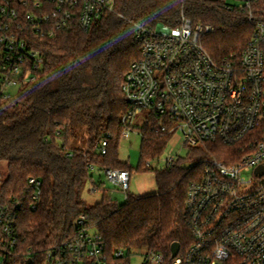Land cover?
<instances>
[{
  "label": "trees",
  "instance_id": "trees-1",
  "mask_svg": "<svg viewBox=\"0 0 264 264\" xmlns=\"http://www.w3.org/2000/svg\"><path fill=\"white\" fill-rule=\"evenodd\" d=\"M181 7L182 0H115L114 13L89 31L71 23L57 36L37 42L44 65L36 80L0 103V207L15 212L16 264L29 259L51 264L49 253L75 234L82 215L102 235L111 256L117 249H146L163 254V264H174L172 244L179 242L182 253L192 243L186 200L200 166L185 171L178 161L157 173V193H128L123 203L110 196L104 183L93 188L101 191L100 202L90 205L84 198L86 186L94 183L93 170H132L119 155L122 119L129 110L123 86L140 58L128 21L177 26ZM185 15L214 27L203 44L216 61L241 52L252 34L243 13L225 11L216 0H187ZM140 133L137 171L146 172L147 162L164 151L171 137L152 115ZM102 137L109 140L105 155L98 148ZM229 149L207 144L192 149L189 159L225 161ZM31 178L41 182L35 208Z\"/></svg>",
  "mask_w": 264,
  "mask_h": 264
},
{
  "label": "built area",
  "instance_id": "built-area-1",
  "mask_svg": "<svg viewBox=\"0 0 264 264\" xmlns=\"http://www.w3.org/2000/svg\"><path fill=\"white\" fill-rule=\"evenodd\" d=\"M186 1L177 26L128 21L140 58L123 86L129 110L122 119V139L134 132L130 121L147 113L162 132L179 136L191 150L207 144L230 148L225 161L199 160L186 200L193 240L174 264H264V174L257 173L264 167V0H216L225 11L243 13L252 26L243 50L222 61L203 44L214 27L193 23L185 15ZM114 11L115 0H0V103L15 96L12 89L36 80L44 65L38 41L57 36L71 23L89 31ZM108 145L102 137L99 151L105 155ZM179 159L168 156L167 168ZM103 172L126 199L130 173ZM29 185L35 208L41 182L31 178ZM74 230L49 253L51 264H131L135 251L117 249L109 255L86 215ZM18 245L15 212L0 207V264H16ZM164 261L163 254L151 251L143 264Z\"/></svg>",
  "mask_w": 264,
  "mask_h": 264
},
{
  "label": "rangeland",
  "instance_id": "rangeland-1",
  "mask_svg": "<svg viewBox=\"0 0 264 264\" xmlns=\"http://www.w3.org/2000/svg\"><path fill=\"white\" fill-rule=\"evenodd\" d=\"M19 87L11 90L12 95H17ZM148 114H138L133 120L131 125L134 127V132L128 139H122L119 146V155L122 161L127 162L131 167L129 191L135 196H145L148 194H154L158 192L156 184V175L158 172L167 170L166 160L168 156L179 155L180 166L183 170L189 171L195 168L199 164V160L189 159L191 149L182 146V139L179 136L171 138L165 147L164 151L157 157L150 159V167L146 172L137 171L141 161V146H142V135L140 129H142L147 123ZM227 151H225L223 158H227ZM196 171V176L199 173ZM94 176V183H89L84 191V198L90 205H94L101 201V191L93 190L94 184L99 186L101 183L105 184L106 190H108L110 196L120 203L125 201L124 194L117 188L113 187L106 180V176L100 169H95L92 172ZM195 176V177H196ZM135 256L132 257L131 264H143L148 251L134 250ZM1 260V259H0Z\"/></svg>",
  "mask_w": 264,
  "mask_h": 264
},
{
  "label": "water",
  "instance_id": "water-1",
  "mask_svg": "<svg viewBox=\"0 0 264 264\" xmlns=\"http://www.w3.org/2000/svg\"><path fill=\"white\" fill-rule=\"evenodd\" d=\"M257 173H258L259 175H263V174H264V167H259V168L257 169ZM180 250H181V244H180L179 242H175V243H173L172 246H171V257H172L173 259H175V258L179 255ZM31 262H32V260L29 259V260L27 261V264H31Z\"/></svg>",
  "mask_w": 264,
  "mask_h": 264
}]
</instances>
